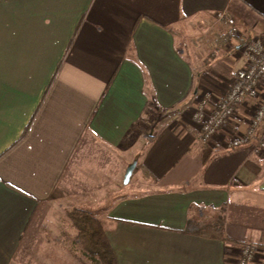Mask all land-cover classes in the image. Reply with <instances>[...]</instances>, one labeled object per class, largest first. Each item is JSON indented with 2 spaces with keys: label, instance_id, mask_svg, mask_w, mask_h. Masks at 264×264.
<instances>
[{
  "label": "crops",
  "instance_id": "crops-1",
  "mask_svg": "<svg viewBox=\"0 0 264 264\" xmlns=\"http://www.w3.org/2000/svg\"><path fill=\"white\" fill-rule=\"evenodd\" d=\"M263 33L264 0H0V264H79L66 205L101 221L117 264L264 247V149L226 146L250 103L209 144L189 116L224 98Z\"/></svg>",
  "mask_w": 264,
  "mask_h": 264
},
{
  "label": "built area",
  "instance_id": "built-area-1",
  "mask_svg": "<svg viewBox=\"0 0 264 264\" xmlns=\"http://www.w3.org/2000/svg\"><path fill=\"white\" fill-rule=\"evenodd\" d=\"M215 20L225 26V35L239 34L235 18L227 9L218 11ZM240 52L245 58V64L234 72L224 98L210 107V95H200L196 105L189 109V116L196 129V140L201 144H209L219 129L230 126L237 106L248 101L252 115L246 130L236 132L226 142V146L237 147L253 138L255 150L259 152L264 149V33L246 40ZM260 252H264V247L244 242L239 246L236 262L254 264Z\"/></svg>",
  "mask_w": 264,
  "mask_h": 264
},
{
  "label": "trees",
  "instance_id": "trees-1",
  "mask_svg": "<svg viewBox=\"0 0 264 264\" xmlns=\"http://www.w3.org/2000/svg\"><path fill=\"white\" fill-rule=\"evenodd\" d=\"M68 217L76 231L78 247L85 256L99 264H117L103 225L93 213L75 208L68 212Z\"/></svg>",
  "mask_w": 264,
  "mask_h": 264
},
{
  "label": "rangeland",
  "instance_id": "rangeland-1",
  "mask_svg": "<svg viewBox=\"0 0 264 264\" xmlns=\"http://www.w3.org/2000/svg\"><path fill=\"white\" fill-rule=\"evenodd\" d=\"M123 186V185H122ZM123 187H120V189H122ZM97 208L99 206V203H94ZM66 209H70V211L72 210L70 205H66L65 206ZM61 210V209H60ZM67 220V219H66ZM67 222V221H66ZM67 238V241L71 242L73 241V239L75 240V236L71 235V234H67L65 236ZM71 248H73L74 251H70V254H74L78 259H79V264H99L97 261H93L90 260L87 256H85L79 249L78 246H71ZM75 264H77V261H75Z\"/></svg>",
  "mask_w": 264,
  "mask_h": 264
},
{
  "label": "water",
  "instance_id": "water-1",
  "mask_svg": "<svg viewBox=\"0 0 264 264\" xmlns=\"http://www.w3.org/2000/svg\"><path fill=\"white\" fill-rule=\"evenodd\" d=\"M135 165H136V162L133 161L131 164L128 165V167L126 168L125 170V173H124V177H123V183L124 184H127L130 177H131V174L133 172V169L135 168Z\"/></svg>",
  "mask_w": 264,
  "mask_h": 264
}]
</instances>
